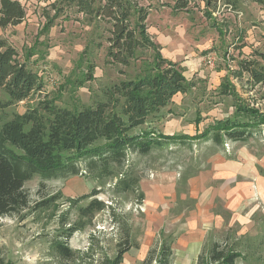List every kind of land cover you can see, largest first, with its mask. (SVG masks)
<instances>
[{
  "label": "rangeland",
  "instance_id": "374dc122",
  "mask_svg": "<svg viewBox=\"0 0 264 264\" xmlns=\"http://www.w3.org/2000/svg\"><path fill=\"white\" fill-rule=\"evenodd\" d=\"M20 1L26 19L0 27V37L38 72L43 88L10 106H3L9 95L0 88V123L39 100L73 109L94 105L107 86L142 71V59L129 67L112 63L106 33L82 14L50 23L44 14L51 0ZM140 1L149 9V32L161 53L194 82L189 93L174 97L172 114L157 125L180 140L129 155L128 164L141 176L133 192L116 191V178L85 170L67 178L34 175L25 183L29 207L0 219V264H97L129 245L121 264H141L164 240L172 244L170 264H197L215 242L239 253L236 264H264V125L248 140L226 139L221 147L194 137L234 112L231 97L220 93L227 76L264 112V83L247 91L246 74H237L239 60L264 47V0H244L238 10L223 3L213 9L204 0H188L186 9L176 8V0ZM153 55L149 49L143 58ZM95 190L105 209L87 210L93 197L75 201ZM71 227L72 254L65 255L58 246Z\"/></svg>",
  "mask_w": 264,
  "mask_h": 264
},
{
  "label": "trees",
  "instance_id": "16d2710c",
  "mask_svg": "<svg viewBox=\"0 0 264 264\" xmlns=\"http://www.w3.org/2000/svg\"><path fill=\"white\" fill-rule=\"evenodd\" d=\"M244 0H204L216 9L223 3L238 10ZM260 1V0H251ZM44 15L50 23L62 15L82 14L94 29L106 33L108 56L112 63L130 66L142 59L140 73L106 87L103 99L81 109L59 106L52 100H39L26 111L15 113L0 123V219L29 207L25 183L38 174L43 179L67 178L85 173L99 179L116 178L119 192L138 190L141 176L128 164L131 153L147 155L154 148L176 143L178 136L157 130L158 123L172 114L171 104L178 93H189L194 86L180 63L161 53L149 32V9L140 0H51ZM188 0H176L175 7L186 9ZM26 9L20 0H0V27L22 23ZM103 35V34H102ZM153 49L152 60L143 58ZM237 74H246L252 90L264 83V47L239 60ZM123 71V70H122ZM245 87V86H243ZM0 88L9 95L3 106L29 100L41 91L38 72L20 60L16 48L0 37ZM220 93L231 97L234 112L210 123L197 138L223 146L226 139L246 141L264 125V112L251 106L236 89L230 77L221 83ZM187 136L186 138H188ZM191 137V136H190ZM99 191L83 194L75 201L92 198L87 210H103L106 203L94 197ZM141 198L144 193L139 192ZM51 199L42 202L46 205ZM75 233L70 228L59 251L71 255L67 245ZM129 246H121L114 259L101 258L97 264H121ZM172 244L164 240L149 251L141 264H170ZM239 253L213 243L197 264H236Z\"/></svg>",
  "mask_w": 264,
  "mask_h": 264
},
{
  "label": "crops",
  "instance_id": "0c3cea01",
  "mask_svg": "<svg viewBox=\"0 0 264 264\" xmlns=\"http://www.w3.org/2000/svg\"><path fill=\"white\" fill-rule=\"evenodd\" d=\"M174 100H175V98H174ZM196 219H194L193 220V225H192V227L194 228V229H197L198 227H199V217H195ZM188 246H189V244H188Z\"/></svg>",
  "mask_w": 264,
  "mask_h": 264
}]
</instances>
